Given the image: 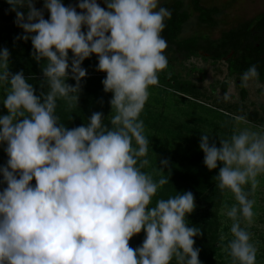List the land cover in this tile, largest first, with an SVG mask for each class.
<instances>
[{
  "label": "clouds",
  "instance_id": "clouds-1",
  "mask_svg": "<svg viewBox=\"0 0 264 264\" xmlns=\"http://www.w3.org/2000/svg\"><path fill=\"white\" fill-rule=\"evenodd\" d=\"M6 3L22 29L17 40L31 41L48 91L37 94L23 71L11 73L10 53L0 49V85H6L0 104L7 110L0 115V146L8 157L0 167L6 185L0 190V264H172L174 257L176 264H201L194 245L202 233L186 223L196 207L193 193L153 204L169 181L142 171L149 160L140 115L149 87L168 67L162 33L171 12L159 0H104L106 9L97 0L76 6L44 0L43 10L36 0ZM93 55L97 71L106 73L104 91L112 94L111 127L102 112H93L87 123L69 128L58 123L57 100L78 102L87 76L82 64ZM240 82L264 87L255 65ZM219 144L200 136L205 166L219 169L217 187L237 202L227 211V248L233 264H256L257 249L241 220L253 219L254 201L244 186L255 190L264 173V133L244 130ZM159 163L160 171L169 167L167 160ZM141 232L142 245L133 249L129 241Z\"/></svg>",
  "mask_w": 264,
  "mask_h": 264
},
{
  "label": "trees",
  "instance_id": "trees-1",
  "mask_svg": "<svg viewBox=\"0 0 264 264\" xmlns=\"http://www.w3.org/2000/svg\"><path fill=\"white\" fill-rule=\"evenodd\" d=\"M62 2L65 6H76L79 0H62ZM97 3L106 9L104 0H97ZM163 7L171 12V17L165 20V29L162 33L168 44L165 53L168 57V67L162 72L171 73L172 64L178 62L180 58L188 60L191 57H199L204 54L214 62H227V80L219 86L223 93L228 90L229 80L234 77L239 80L242 73L251 65L257 67L259 81L264 82V42L260 48H257L255 39H258V37L254 39L253 33H250L255 29L264 31V12L255 19L241 24L238 28L224 30L220 37L215 39L208 33H195L186 37L183 36V31L195 14L197 15L195 23L199 25V28H207L208 30L217 28L221 24L218 19V16L223 13L221 8L217 6L205 7L200 0H193L190 7L186 6L182 0L165 3ZM77 11H80L78 7ZM44 15L45 19H48L50 14L45 11ZM15 19V13L11 11L10 5L6 3V0H0V21L14 23ZM32 50V44L29 40L26 42L24 60L25 70L30 77L28 82L36 88L37 94L42 91L46 93L48 87L46 84L41 86V81L44 78L41 66L32 59ZM232 53L233 55L229 58ZM69 56L71 57L72 54L69 53ZM97 64L98 58L95 55L83 62L82 67L86 70L87 76L82 81V90L78 102L73 101L69 105L68 101L63 98L57 100L55 115L58 117V123L69 128H75L87 123V117H90L93 112H102L105 117L104 124L111 127L107 111L112 95L111 93H105L102 84V80L106 78V73L102 75H92L90 73L92 68H97ZM68 83L75 85V81L71 79L68 80ZM238 87L241 90L242 100L246 101L248 99L246 89L241 86V83L238 84ZM176 88L183 92H191L187 87L180 88L178 86ZM216 88L213 86L214 92ZM145 114L150 115V117L144 123L151 122V126L159 131V120L153 118L149 111H142L141 115ZM219 116L223 121V125L220 129H216L213 135L207 134L212 140H215L218 147L220 146L219 141L230 139L234 135L235 123L234 116L228 111L220 112ZM140 119L144 118L140 117ZM246 120L257 123L259 121L258 113L255 116L248 114ZM212 125L217 126L214 123ZM156 134L158 133L156 132ZM156 134L145 135L148 140V149H150L151 142L154 146L156 142L158 143ZM201 134L204 133L197 131L192 134V137L188 136L186 145L181 143L176 148L174 146V149L170 150L169 158L166 159L169 162V167L165 168L164 171H160V164L155 166L153 178L158 180L161 176H164L169 182L158 190L156 197L153 198V204L157 199H167L170 196L177 195V193L186 191L192 192L195 204L198 203L204 206V210L200 215L192 213L186 221L190 227L195 226L202 233V235L195 237L194 245L195 248L199 249L201 264H217V261L224 260L225 256L229 260L224 264H233V258L229 250H226L223 254L220 253L222 248L229 243V241L222 242L221 240L220 225L217 218L218 209L224 202L225 190L221 191L217 187L219 182L215 179V176L218 175L219 169L209 171L204 164V153L199 148ZM188 143L191 145L187 146ZM0 147H6V145ZM151 155V152L148 151L145 158L149 160V164L142 169L147 174ZM34 184L35 180H33ZM0 190H2L1 182ZM144 236L145 234L141 232L138 236L133 237L129 241V246L133 249L141 246ZM172 264H176L175 257Z\"/></svg>",
  "mask_w": 264,
  "mask_h": 264
},
{
  "label": "rangeland",
  "instance_id": "rangeland-1",
  "mask_svg": "<svg viewBox=\"0 0 264 264\" xmlns=\"http://www.w3.org/2000/svg\"><path fill=\"white\" fill-rule=\"evenodd\" d=\"M175 0H159V6L163 7L166 3ZM186 6H191L193 0H182ZM205 7L217 6L222 9L223 13L219 20L220 25L215 31L207 30L213 38L220 37L223 29H228L241 21L251 19L264 12V0H200ZM44 0H36L38 10H43ZM191 11V10H190ZM195 14L185 26L183 36L195 34ZM22 34V29L18 28L15 23H6L0 21V49L7 48L10 53V72L15 74L23 71L26 78H30L24 67L26 54V42L17 40ZM92 75H102L97 68L90 70ZM227 80V65L225 62H214L207 57L192 58L190 60H180L172 64L171 73H158V83L150 86L148 89V99L143 111H149L153 118L159 120V131L151 126V122L144 123V135L156 134L158 143L155 146L151 142L150 149V166L148 174L154 176L155 166L160 164V160H166L170 156V150L177 147L178 144L187 143L189 137L195 132L213 135L216 129H220L223 121L219 116L220 112L228 111L234 117L240 116L242 120L234 123V134L248 130L250 132L264 133V117L257 125L246 120V116L253 109L261 110L264 107V87H257L255 83L250 82L245 87L248 93L246 102H242L239 90L236 86V80H229V87L226 93L219 88L220 84ZM187 87L190 93L183 92L176 87ZM213 86L217 87L213 91ZM6 85H0V101L5 96L4 88ZM112 95V94H111ZM227 97V99H226ZM218 107V108H217ZM220 108V109H219ZM111 105L107 111V116L111 114ZM0 115H7L6 108L0 104ZM143 122L150 115H141ZM217 124L213 126L212 124ZM187 137V138H186ZM190 146L191 144L188 143ZM169 146H171L169 148ZM175 146V147H174ZM174 147V148H173ZM5 147H0V167L6 166L7 155ZM257 186L255 190L251 184L244 186V191L253 204V219L251 224L241 220V227L250 234V242L257 249L256 263L264 264V173L257 176ZM3 177L0 175L2 190L6 187L2 183ZM234 194L225 190L224 202L218 209V222L220 225V234L222 242L230 241L232 235L230 227L232 220L227 216V211L233 205H236ZM204 206L196 203L193 213L201 214ZM208 210V208H207ZM211 210V209H210ZM223 237V239H222ZM228 250L224 246L220 253ZM229 258L218 260L217 264L227 263Z\"/></svg>",
  "mask_w": 264,
  "mask_h": 264
},
{
  "label": "flooded vegetation",
  "instance_id": "flooded-vegetation-1",
  "mask_svg": "<svg viewBox=\"0 0 264 264\" xmlns=\"http://www.w3.org/2000/svg\"><path fill=\"white\" fill-rule=\"evenodd\" d=\"M220 16H222V14L218 16V19L220 18ZM257 16H258V15H257ZM257 16H255V17H253V18H251V19H247V20L241 21L239 24H237V25H233L232 27H230V28H228V29H223V30L221 31V33H222L224 30H230V29H232V28H238L241 24H243V23H245V22H249V21L255 19ZM195 24H196V23H195ZM220 25H222V23H221ZM220 25H219V26H220ZM219 26H218V27H219ZM195 27H196V28H195L196 31H194L195 33H207V30H208L207 28H203V29H202V28H199V25H198V24H196ZM218 27H217V28H218ZM217 28H213V29H211V30H209V31L213 32V31H215ZM250 33H253L254 39H255L256 37H258V39H255V41H257V43H256V47H257V48H260V47L262 46L263 42H264V31H259V30L255 29V30H252ZM258 33H260V34H258ZM253 36H252V37H253ZM218 38H219V37H218ZM215 39H217V38H215ZM232 55H233V53L230 55L229 58H231ZM199 57H207V56L204 55V54H202V55L199 56ZM192 58H195V57H191V58H189L188 60H190V59H192ZM196 58H198V57H196ZM180 60H182V58H180ZM180 60H179V61H180ZM219 62H222V61H219ZM223 62H225L226 65H227V62H226V61H223ZM227 70H228V66H227ZM232 79L236 80V86H237V88H238V90H239V94H240V97H241V90H240V88L238 87V84L241 83V82H240V79L238 80L236 77H234V78H232ZM232 79H231V80H232ZM260 83H261L262 85H264V82H260ZM244 89H245V87H244ZM241 100H242V97H241ZM246 101H247V100H246ZM246 101H243V100H242L243 103L246 102ZM256 113H258L259 121H258L257 123H252V122H250V123L255 124V125L259 124V123L261 122V119L264 117V107H263L261 110L253 109V110H251L248 114H253V115L255 116Z\"/></svg>",
  "mask_w": 264,
  "mask_h": 264
}]
</instances>
